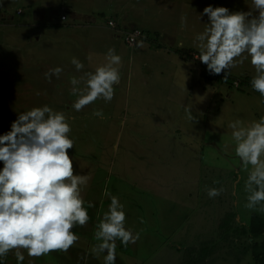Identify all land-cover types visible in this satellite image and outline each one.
Returning a JSON list of instances; mask_svg holds the SVG:
<instances>
[{
    "label": "rangeland",
    "instance_id": "rangeland-1",
    "mask_svg": "<svg viewBox=\"0 0 264 264\" xmlns=\"http://www.w3.org/2000/svg\"><path fill=\"white\" fill-rule=\"evenodd\" d=\"M26 1L50 5V9L44 10L43 22H39L45 24L53 22V14L67 13L60 9V2L81 6L88 2L2 0L0 14L7 18L12 15L15 20L32 17ZM208 5L246 12L250 0L200 1L196 6L198 12L180 22L178 36L183 49L195 45V35L204 30L207 16L199 20L198 15ZM18 9L23 10L22 16L17 15ZM101 12L105 13L103 18H98L99 23L115 30V20L106 21L110 15ZM110 21L115 27H109ZM29 23L30 33L42 29L41 24H36L37 29L35 21ZM10 25L17 26L12 22L4 28L0 26V134L10 130L21 112L34 107L48 105L63 111L72 128L69 135L75 140L74 148L68 150L73 158L74 174L90 177L81 194L86 202L95 205L88 209L89 222L73 229L79 240L67 252H51L39 258L28 257L25 252L23 264H103V255L95 256L92 245L96 243V225L110 203L107 193L119 197L125 206L127 227L140 233V239L127 247L117 241L116 264H254L251 239L241 231L249 229L254 215L264 219V211L245 207L247 172L240 167L232 130L228 128V123L237 118L248 124L264 116V106L246 88L254 75L249 63L232 69L228 74L232 80L214 81L218 84L215 94L212 90L206 94L193 90L189 94L180 85L182 82H177L178 74L174 77L178 84L169 78L172 64L164 62V50L155 49L161 39L152 32L141 43L145 46L143 52L132 58L136 70L132 69L131 57L136 51L125 46L124 35L138 29L133 28L121 33L120 39L104 37L100 41L106 53L114 48L116 53L126 55L121 64L125 66L124 73L120 68L122 76L113 100L109 103L97 100L75 112L72 103L76 96L71 94L70 81L73 77L86 78L78 77L72 58L82 63L86 58L89 64L101 62V65L105 63L106 53L97 56L98 61L93 60L86 43L75 46L69 38L57 40L49 33L40 35L41 44L31 37L28 49L21 50L20 45L19 53L20 43L11 39ZM111 34L104 32V36ZM79 36L87 38L83 33ZM49 38L53 42L49 43ZM183 51L180 56L197 63L195 70L204 80L208 71L198 60L199 54ZM57 66L69 72V84L65 87L45 78V73ZM178 73L183 75L182 71ZM38 74H41L39 78ZM33 77L39 84L32 81ZM235 83L239 85L235 87ZM97 109L103 111V119L93 115ZM117 141L118 150L114 151ZM209 188L223 191L220 196L209 198ZM4 264H17L15 255L10 252Z\"/></svg>",
    "mask_w": 264,
    "mask_h": 264
},
{
    "label": "clouds",
    "instance_id": "clouds-1",
    "mask_svg": "<svg viewBox=\"0 0 264 264\" xmlns=\"http://www.w3.org/2000/svg\"><path fill=\"white\" fill-rule=\"evenodd\" d=\"M204 15V30L194 37L198 60L210 75L223 73L225 79L232 69L249 63L254 70L251 89L259 93L264 104V0H250L246 12L208 5L198 15L199 20ZM71 64L76 71L84 69L78 58L73 57ZM121 64L122 57L109 48L105 63L85 73L86 79L73 77L71 94L76 99L72 109L80 112L97 100L111 102L121 80ZM62 72L60 66L51 68L45 78H59ZM93 115L104 118L99 109ZM228 128L240 167L247 172L245 207L264 211V116L248 124L237 118ZM71 131L63 111L43 105L21 112L10 130L0 134V264L10 252L17 264H23L25 252L34 258L67 252L79 240L73 229L89 222L88 209L95 205L86 202L81 193L90 177L74 174L73 158L68 153L75 144ZM222 191L209 188L207 195L215 198ZM107 195L110 203L96 225L92 253L103 255V264H116L117 241L127 247L140 239V233L127 227L125 206L119 197Z\"/></svg>",
    "mask_w": 264,
    "mask_h": 264
},
{
    "label": "crops",
    "instance_id": "crops-1",
    "mask_svg": "<svg viewBox=\"0 0 264 264\" xmlns=\"http://www.w3.org/2000/svg\"><path fill=\"white\" fill-rule=\"evenodd\" d=\"M88 2L84 5L69 4L64 2H60L59 6L60 9L67 10V13H54L52 15L51 20L53 22H49L48 24L39 23L43 22L44 19V10L46 8H51L49 4H36L35 2L29 3L26 1L27 6L30 9V13L32 17H25L21 20L15 18L11 15L9 18L6 15L0 14V26L7 25L8 23L12 22V24H17L16 27L10 25V36L11 39L16 40L20 44L17 45V49H19L21 45V50H26L27 46H30V38L36 42V44H41V37L40 35H44L45 33H49L54 37V39L59 38H69L68 40L72 41V43L76 46L78 43H86L88 45V53L90 52L91 55L94 56L93 60H97V56L106 53L101 47L100 41L104 38H118L120 39V34L126 32L127 30H131L133 28L141 29L144 32V38L141 42L136 45L135 47H128L129 49L135 50L133 52V57L131 60L136 58L140 53L143 52L145 46H141L142 41L147 40L148 36L154 34V36H158L161 39V44H155V49L157 50H164V62L168 64H172V70L169 72L168 76L170 79H173L177 74L180 79L177 82H182L180 85H183L187 92L192 93L195 90L203 92L206 94L207 92L211 93V90L216 92L217 83L208 84L204 80H201L200 72L195 70L197 67V63L193 64L190 59H186L180 56V51L184 50L182 53L185 52H195L199 54V50L197 47L193 45L191 48L183 49L182 42H180L178 31L180 30V22L185 18H189L193 15V13H197L198 9L196 8L197 5L200 4L202 0H87ZM214 1V0H213ZM24 2V0H23ZM209 2V0H208ZM216 4V3H214ZM196 8V10H195ZM101 11H106L110 15L107 17V20H115L116 29L111 30L104 24L99 23L98 18H103V13ZM17 15L22 16L23 10L19 9L16 11ZM189 16H186V15ZM65 15L66 20L62 21L60 16ZM35 21L36 24H41L42 29L32 30L30 33L31 26L29 22ZM80 22V23H78ZM34 27V26H33ZM51 27V28H50ZM16 30L14 31V29ZM58 28V29H52ZM47 32H46V31ZM80 30V31H78ZM104 32H110L111 35L104 36ZM79 33H83L87 35V38H83L79 36ZM77 34V35H72ZM78 39V40H77ZM24 43V45L21 44ZM49 43L53 42L51 38L48 40ZM192 42V41H191ZM177 43L176 46L174 44ZM26 46V47H25ZM182 47V48H181ZM68 47H66L67 49ZM70 48H72L70 46ZM181 48V49H180ZM28 49V48H27ZM87 49V48H86ZM186 50V51H185ZM156 51V50H155ZM179 51V53H178ZM21 52L20 49L18 51ZM117 54L120 55L119 51ZM172 55V56H171ZM122 57V63H124L125 54L120 55ZM133 58V59H132ZM166 58H172V60H168ZM84 64V70L77 71L79 76L78 77H85V73L89 72L91 69L100 66V63L96 62V64H89V59H86ZM130 62V60H129ZM199 65V64H198ZM135 62L133 60V70L135 69ZM200 66V65H199ZM177 67L179 70L177 71ZM66 68V67H65ZM64 68V70H65ZM121 70L124 73L125 66L120 65ZM200 68V67H199ZM129 71L131 68L129 67ZM95 71L92 70L91 72ZM183 72V75L179 74L178 72ZM198 72V73H197ZM68 71H63L59 78L53 76L51 78L50 83L60 82L62 86H67L69 83L67 79ZM41 74H38L37 77L39 78ZM122 76V75H121ZM229 76V75H228ZM200 79H199V78ZM43 79V78H42ZM41 79V84H43V80ZM177 78H174L172 81L175 82ZM35 84H39L37 80L33 77L32 80ZM175 82V84H178ZM217 84V85H216ZM195 86V89L192 87ZM224 87V85H222ZM225 88V87H224ZM249 93H254L256 98L259 99V93L252 91L251 87H246ZM222 90V88H220ZM194 90V91H193ZM64 93L67 94V89H65ZM200 95V94H199ZM208 98L210 94H207ZM56 99V98H54ZM211 99V98H209ZM260 105V101L258 102ZM264 106V104H262ZM261 105V106H262ZM262 106V107H263Z\"/></svg>",
    "mask_w": 264,
    "mask_h": 264
},
{
    "label": "trees",
    "instance_id": "trees-1",
    "mask_svg": "<svg viewBox=\"0 0 264 264\" xmlns=\"http://www.w3.org/2000/svg\"><path fill=\"white\" fill-rule=\"evenodd\" d=\"M204 80L210 84L218 80H232V78L227 75L225 79L222 74L214 77L204 74ZM242 233L251 239L250 249L254 264H264V219L254 215L249 224V229L242 228Z\"/></svg>",
    "mask_w": 264,
    "mask_h": 264
},
{
    "label": "built area",
    "instance_id": "built-area-1",
    "mask_svg": "<svg viewBox=\"0 0 264 264\" xmlns=\"http://www.w3.org/2000/svg\"><path fill=\"white\" fill-rule=\"evenodd\" d=\"M60 19L62 21L66 20V16L62 15L60 16ZM109 27L113 28L115 27L114 23L112 21L109 22ZM144 38V33L142 30L140 29H133L131 32L126 33L124 35V43L128 46V47H135L136 45H138L141 40ZM209 76H212L208 73ZM239 84L235 83V87L238 86Z\"/></svg>",
    "mask_w": 264,
    "mask_h": 264
}]
</instances>
